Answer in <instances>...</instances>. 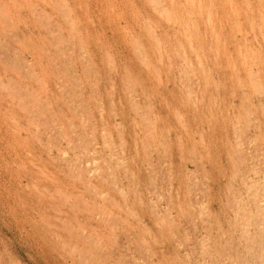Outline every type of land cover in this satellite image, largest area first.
Returning <instances> with one entry per match:
<instances>
[{"label": "rangeland", "instance_id": "1", "mask_svg": "<svg viewBox=\"0 0 264 264\" xmlns=\"http://www.w3.org/2000/svg\"><path fill=\"white\" fill-rule=\"evenodd\" d=\"M29 1H31L30 4ZM55 1L54 0L53 1L52 0H15V1L0 0V15H1L0 31H2L0 32V59H1L0 60V76H1L0 77V264H100V263L129 264L132 260L134 262V263L131 262L132 264H147V263L150 264L149 263L150 262L149 258H151L150 255H152V253L155 252L160 253L159 255L164 257L165 259L163 261L162 260L158 261V260H152L151 258V260L153 261L151 262L152 264H178V263L196 264V261H198V264L201 263L207 264L205 263L206 261L211 262L214 259V255L213 256L209 255L211 251L214 252V248L212 247L211 240L209 243L210 245L207 242V246L209 245L208 249L210 250L209 253L207 255L198 254L200 252L198 250L199 249L198 243L200 242L201 239L203 240V238H201V236L198 234L200 232L199 231L200 228L198 229L197 227L196 230L198 232L194 231V233L192 231L194 228L191 229L192 228L191 226L190 227L187 226L185 233L184 230H182L180 234V238L183 237L181 238L182 241L180 242L179 238L176 239V242L174 241L176 248L181 253V256L178 257L174 253L166 251L167 245L165 243L166 238H164L165 233L163 230L159 228L155 230L150 229L149 227H147V225H144L139 221L138 219L139 213L137 209H133V210H127V209L120 210L118 208L112 209L114 211V214L116 215L120 214L119 218L120 219L122 218V221H119L120 224L124 222V224L126 225L124 227L123 226L124 224L120 225L119 223H117L116 224L118 226L117 228L118 229L121 228L118 230L116 226H114L115 225L114 224L112 226V231H113V236H112V232H110L111 229H109L111 228V226L108 225L110 226L108 227L106 224L104 225L103 223H101V220H99L100 221L99 223L97 219L101 210L97 209V211L95 212V216L94 214H92L94 218L91 216V213H89L90 208H87L86 206V203L88 205H91L90 200L88 199L89 198L88 193L86 191L83 192L82 188L80 189L76 188L74 186L73 179L65 177L66 176L65 173L67 169L64 167L63 163L61 162L62 156L60 152H57L59 151L58 150L59 142L55 139V137L57 138V135L55 136L53 134H50V137L52 136L51 139H49V137H47L46 135H42L40 137L42 138L43 141L40 143L37 142L38 140H36V138L38 139V137L35 138V135L36 136L38 135L35 132L32 135L33 131L31 132V129L34 128L27 124L30 121V118L27 117L26 110L25 111L22 110L23 107L20 109L22 104H29V101L28 99L27 100L23 98L21 99L20 98L21 96L18 95L21 94L22 97H24L23 96L25 94L24 92L27 91L26 87H28L29 90L37 92L38 96L45 97L44 92L47 90L46 87L49 86L48 79H50L52 82V79L56 78L55 77L56 73H53L55 75L54 76L51 73V69H50L53 63L52 65L49 63H51L52 61L54 62V64L58 65L59 67L61 66L64 69L65 67L71 68L72 65L75 64V60L73 61V57L77 59V57H79L78 55L80 54L81 57L83 58L81 51L82 48L79 47L82 46L81 42H79V40L81 41V37H82L80 35H83L84 37H86L87 44L91 45L92 50H94L95 53H97L95 60V62L97 63H95V65L97 66L98 69H101V71L103 70L101 72L102 77L104 78V81H102V85H106V87L102 86V90L104 93L108 92L107 93L108 99L114 96L115 107L118 111H125V113L127 114L128 122L127 125H125L127 128V132L129 133L128 130L129 127L130 128L134 127L132 130L133 134L134 131H137L140 136V139L141 138L143 139L140 140L141 151L144 145L147 146L148 144L147 140L148 142H150V144L153 143L151 142L152 140L150 138L151 134L149 133L151 129H149L148 131L147 128H149V126L152 127L153 120L156 117L160 116L161 117L160 122L162 121L161 128L164 130L166 135L169 137L168 134L170 131V133H174V135L176 136L179 135L178 137L181 138L180 142L183 140L185 144H188L187 153L185 154V157L189 158L190 157L189 152L193 151L194 152V153L192 152L193 156L194 157L196 156V158L199 160V156H201L202 153H205L209 149H212L213 150L212 157L216 162V169H218L219 167L224 168L225 167L224 163H221V160H219V156L216 153V149L218 148L219 145L226 143V140H224L223 130L226 128L225 125H226L227 117L231 115V110L234 105L233 101L235 100V103L238 106L240 105L242 96L245 95L247 99L246 98L244 99L246 100V103L248 105L247 108L251 111V113L255 112V106H257L258 103L264 101L263 98L264 96L262 95V93L260 95L257 94L258 92H261V90H258L257 88L258 92H256L255 86L250 85L248 79L246 78L245 73L243 72L244 71L243 56H245V53L243 50V42L241 39L240 28L242 27V22H243L245 1L244 0H160V1L151 0L152 1L151 2L150 0H58L57 3ZM53 2L56 4H60L59 2H62L64 3L63 5L67 4V6H65L67 7L66 10L70 11L72 9L73 11L74 10L77 11L76 14L77 17L74 13L73 15H75L74 19L79 20V22L77 21V25L79 27L77 29H81V31H79V34L77 30L76 31L73 30L69 33V30H71V28L65 26L64 32L67 39L65 38L63 40L60 38L59 40V36H57L58 32H56L59 30V28L57 27L58 23L66 25L65 22L67 21L65 19V13L63 14V10L58 7L60 10L59 13L58 9L55 8L56 5ZM52 4H54L55 6ZM50 5L52 7L54 6L55 9L54 10L50 9L52 8ZM43 8L50 11V14L52 15L49 24L46 21V19L47 20L49 19L47 15H44ZM19 9L23 11L22 14H19L20 11ZM4 13L6 14L4 15ZM34 16H38V18ZM61 16L63 17V19ZM39 18L42 20V22L40 21ZM6 20L7 22L5 23ZM54 20L56 25L54 24ZM40 23L44 27L47 26L48 28L46 27L45 30ZM15 24L19 26V29L17 25L14 27ZM51 29L53 30L51 31ZM49 30L51 31L50 35H48L49 33L47 34ZM3 31L5 35L2 34ZM71 33L74 35V37H71L72 35ZM52 34H55V37H53ZM153 34H155L156 36ZM23 35L25 37H23ZM78 36L80 39L78 38ZM17 37H19L20 40L17 39ZM29 37L32 39V41H30L31 39ZM43 37H47V38H43ZM56 37L58 38V40ZM16 41H18L19 44ZM61 41H63V43ZM54 42H56L57 44L59 43L61 45L58 44V46H56L57 44H55ZM189 42L191 43L189 44ZM43 43L45 44L43 45ZM65 43H67L68 46ZM53 44L54 47L56 46L57 48L56 47L54 48ZM62 44H64V47H66V49L68 50H64L65 48L63 47ZM69 44H71L73 47ZM131 44L134 46H132ZM139 44H141L140 46H142L141 47L142 49L140 48ZM13 47L15 51L12 50ZM134 47H136V49L138 47V50H136ZM59 48L60 51H56L57 49L59 50ZM71 48H73V51ZM16 49L19 52L16 51ZM66 51H68L69 54H67ZM72 53L73 55L71 56ZM107 53L110 55H107ZM32 55H34L36 58L34 59ZM106 55L110 56L108 57L110 60L106 58L107 57ZM138 55L140 57H138ZM1 56L9 57L8 61L5 62ZM66 56L67 57L70 56L68 58L71 59L70 60L68 59L69 61L66 60L65 63L64 60ZM59 57H61L62 59H60ZM24 58H26L27 62L29 61V64L31 65L33 64V66H37V72H35L34 77L37 76V77H41V79L43 78L42 83L44 85L46 81L47 85L44 87L41 85L42 89L39 83L42 80L37 82L38 80L35 81L33 79H30L29 75H31L30 72L32 70L30 69L29 71L28 68L22 66L24 65L23 61H25L23 60ZM10 59L11 60L13 59L12 62L14 61L15 63L13 62L14 64L11 65L12 62ZM50 59L51 61L49 62ZM78 59L79 62H81V60H86L87 58L84 57L83 59H81L79 57ZM9 60H10V64H9ZM147 60L148 62L146 63L145 61ZM183 60H186V62H184ZM19 61L21 62V64L19 63L16 65V63ZM62 61L64 62V65H62ZM113 61L115 63H113ZM108 62H111V64L112 63L113 64L111 65ZM68 64L71 66H69ZM10 65L12 67L15 65L18 68H20V71L22 70L21 74L18 68L17 69L19 73L15 72L17 70H15L14 68L12 70L10 68L11 67ZM188 66L190 69H188ZM114 67L121 68L123 75H125V79L126 77H129L127 78V80H131L130 81L131 86H129L130 84H128L129 81L127 83L126 80H124L122 84L119 85L118 89L120 90L119 93L122 98L119 97V94L113 95L112 93L113 89H111L112 87L110 86L111 84L108 76L109 74L110 75L112 74V70ZM42 69L43 70L45 69L46 71H43ZM185 69L187 70L185 71ZM191 69H193L195 72L193 70L191 71ZM66 70L68 71L70 69H66ZM108 71L110 72L109 74ZM187 71L189 75L186 78H184V75H187ZM25 74L26 75L29 74V75L26 76ZM45 75H47V77ZM154 76L156 78H154ZM31 78H33V74L31 75ZM185 79L189 82L191 79V83H188L187 81H185ZM197 80H198V84L196 83ZM181 81H183V84L181 83ZM123 83L125 85H123ZM242 84H243L242 86L243 88L241 87ZM197 85H199V87ZM126 86L127 88L129 87V89L132 87V89L129 90V92L132 93V94L129 93V96H131L129 100H128L129 97L128 91H127L128 89L125 88ZM186 86L188 87L186 88ZM190 86L192 89L190 88ZM30 87L32 88L35 87V90ZM140 87L146 91V95H144L141 102H139L138 107H140L141 109L143 108L142 110L140 108L138 109L139 114L140 116L144 115L143 116L144 118L145 115L149 116L148 113H150V117L152 120L149 117L148 118L152 122L151 125L148 123L149 120L147 119V116L145 118L146 123L145 122L141 123V121L143 120L145 121V119L142 118L141 120L139 118L140 117L139 115L138 116L136 114L134 115L136 111L134 113L132 111V108L133 110L135 108V106L133 107L134 104L132 102V100L135 97L133 95L137 91H141ZM216 87L218 88L219 92L216 91L217 90ZM10 88H12V90ZM104 89H106L107 92H105L106 90ZM19 90L23 92L20 93ZM123 90L125 92H123ZM134 90H136V92ZM193 91L194 93L196 92V95L194 93L190 95V93H192ZM258 95L261 97H258ZM12 97L14 98V100ZM15 97L17 99H15ZM259 98L261 100L260 102H259ZM192 100L194 103L192 102ZM249 101L251 102V105L252 102L254 103V105H252L253 107L250 105ZM143 102L145 106L149 105L148 106L149 108L147 107L145 108ZM158 108L160 111L158 110ZM220 111H222L223 113L221 112L222 113L221 114ZM153 112L154 114H152ZM42 120H38V122H41V125H42ZM132 120H136L135 124L137 125L139 124V122L142 124V125L139 124L137 126L139 129L136 127V125H134V122ZM250 120H251L250 122H252L250 123V125H252L253 121L251 118ZM186 122H188V125L190 126H188ZM211 122L212 125L210 124ZM183 123L186 124L188 128H185L186 126L184 127ZM143 124L144 125L146 124V126H143ZM28 126H29L28 128L29 133L25 132ZM40 127L41 128L39 129L40 131H42L43 126ZM116 127L119 128L117 129ZM145 128L147 131H145ZM248 128L246 130V132L248 133V134L246 133L248 137H250V135L251 136L254 135L257 138L258 133L255 132L253 126L252 127L249 126ZM140 129H141V133L139 131ZM116 130L121 133V130H123V128L121 127V125H118L116 122L110 123L109 131H111V134H113L112 138L114 141L111 150L114 153L115 152L119 153L121 148V141L119 140L120 133H118L119 134L118 135L116 133L117 132ZM185 131L187 133H185ZM145 133L147 137L146 140L145 137L143 136L145 135ZM246 134L245 136L247 138ZM253 138H251L250 140L249 138H247L246 139L247 143L250 146L252 145V147L257 145L259 147V145H261L260 144L261 139L259 135H258L259 139L257 138V141H255L256 138L255 139ZM141 141L144 142L143 145L141 144L143 143ZM163 141L165 143V139ZM163 141H161L160 144H156L161 152H163L161 148L164 149L165 147L166 150L168 149L166 148L167 145L165 146L162 143ZM178 141L179 139L177 140L174 146L175 149L178 148L177 147ZM252 141L254 142V144H251ZM119 142H120V147H119ZM256 142L259 144H257ZM46 144L47 145L51 144V145L49 147V145L47 146ZM161 145L163 147H161ZM204 147L206 148L204 149ZM51 149L52 151L49 152V150ZM165 149H164L165 154L164 153L162 154L164 155L163 159L168 154V150L165 151ZM66 151L69 154V151L68 150ZM141 155H143V152L141 153ZM165 158L167 159V157ZM162 160L160 165H164L163 163L166 162ZM162 170L158 171V174H160L161 176L163 175L164 181L161 179V176H158V178L162 180L161 181L162 184L160 183V180L158 182L162 185L160 186H161V190L163 191L166 190V188L163 185H166L164 183L167 181L166 178L167 171L166 168ZM224 171L225 174L227 173V176L230 175L226 167L224 168ZM196 173L197 176L195 173H192L193 175L191 177L192 179L194 177L196 181V187L199 189L200 186V189H202L203 186L207 185L206 183L207 181L205 180L204 182L203 181L204 178H203V180H201L203 182L200 181L199 183L202 184L203 186L199 185L197 180L202 179V176L200 175L201 177H199L198 175L199 173L197 171ZM33 179H35V182ZM222 179L224 183H226L225 182L226 177H223ZM192 181L195 183L194 180ZM57 184H59L60 186ZM132 187L134 191L137 192V190H135V187L134 186ZM44 189L47 191H45ZM133 189L131 188V193H130L132 199H134L138 195L137 193L136 196H133L134 195L133 193L134 191H132ZM200 189L199 192L196 191V196L201 194V192L204 190L203 189L201 191ZM38 190L41 191L42 194L41 192H38ZM227 190L228 189L223 188L220 194L224 196L226 193L229 192V190L228 192ZM78 192H80V194ZM82 192L85 194V196L82 195ZM165 192H167V190ZM63 194L67 196L69 195V197L67 196L64 197ZM63 198L64 199L67 198L66 201H64L66 203H62ZM85 199L88 200L85 201ZM137 199H139V197ZM197 205L199 206L200 203L199 204L196 203V207ZM109 208L112 207L109 206ZM198 208L199 207H197V210L200 211V209ZM126 211L134 212V214L131 213V215L134 218H131L132 216L129 217V214ZM97 213L98 215H96ZM206 214H203V217L204 219L207 218L206 220H209L210 214L208 215ZM109 216L110 215L108 214L107 217L109 218ZM126 219H128L127 223L130 224L131 230L127 228V226L129 227V225L125 223ZM62 220L65 225L63 223L61 224ZM136 221H138V223ZM68 222L71 226L67 224ZM197 224H196L197 226H201L200 221L197 222ZM77 225L79 226V229L81 231L77 229L78 227ZM146 227L148 228V231H146L147 230L145 229ZM114 228H116V230ZM188 228L190 229L189 231ZM116 231H119L117 232L118 234H116ZM149 231L151 234L148 235ZM134 232H135L134 236L138 234L140 236V240H144L145 244H147L146 242H148L147 247L150 248L151 251H149L147 247H143V249L140 248L141 246H139V244L141 242L136 241V239L133 238L134 236H130L132 235L131 233ZM192 233L195 234L196 237L198 236L199 238L198 239L199 241L196 240L197 244L194 242L195 238L190 236L192 235ZM77 234L79 235L84 234L87 236L91 235V239L92 240L94 239V242L95 240L97 242V243L95 242L94 244L98 248L100 247L98 251H96L97 249L95 250L94 247L91 246L90 244L85 243L80 239H77L76 237ZM126 236L128 237L130 236V238ZM116 237L118 238V240H114L117 239ZM154 238L156 239V241ZM191 238H194V241L193 239L189 240ZM133 239L136 242H138L136 243V247H135V242H133L134 241ZM178 242H180L182 245L181 244L178 245L179 244ZM184 242L189 247V249L193 251V253L191 254L193 257H191L190 254H189L190 255L189 258L187 257L190 260L185 258L187 255H185L184 253L186 251L187 246L183 244ZM66 243H69L70 245ZM193 243H195L194 244L195 246L193 245ZM75 245L77 247H75ZM196 246L198 249H196ZM128 247H130V249H128ZM70 249H73L75 254L73 253V250L72 252H70ZM76 249L79 252L82 250L79 256V257L83 256V258H81V261L83 259L85 260L86 258L89 259L88 256L90 255V253H92L93 257H95L96 260L98 261L95 262L96 260H94L92 255H90L89 257H91L93 261H91V258L90 260L86 259L84 262L79 261L77 259L78 256H76L79 255V252H77ZM131 249H133V251ZM88 250L90 253L89 252L85 253ZM118 252L121 253L119 254ZM81 253H83L84 255L83 254L81 255ZM144 254H146V256H144ZM183 254L185 257L183 256ZM208 256L211 257L210 260ZM140 257L142 258V260ZM144 258L146 259L144 260Z\"/></svg>", "mask_w": 264, "mask_h": 264}, {"label": "bare ground", "instance_id": "2", "mask_svg": "<svg viewBox=\"0 0 264 264\" xmlns=\"http://www.w3.org/2000/svg\"><path fill=\"white\" fill-rule=\"evenodd\" d=\"M244 1H245V4H244L243 22H242V27L240 28L241 29V39L243 42V50L245 53V56H243V58H244V68H243L244 71L243 72L245 73L246 78L248 79L250 85L255 86L256 92H258L257 88H258V90H261V92H258L257 94L260 95L262 93V95L264 96V0H244ZM30 2L31 1H29V4H30ZM55 2L57 3L58 0ZM56 3H54V4L57 7L54 4H52V5H54L55 8L58 9L59 13H60L59 8L63 10V14L65 13V19L67 21V22H65L66 25L58 23L57 27L59 28V30L56 32H58V34H59V35L57 34V36H59V40H60V38L63 40L65 38L67 39L65 32H64L65 26H68L71 28V30H69V33L73 30H75V31L77 30V32L79 34V31H81V29H77V28H79L77 25V21L79 22V20L74 19L75 15L77 14V11L76 10L73 11L72 9L70 11H68V10H66L67 7H65V6H67V4L63 5L64 3L59 2L61 4L60 5V4H56ZM54 6L53 7L51 6L52 8H50V9L54 10L55 9ZM43 10H44L43 11L44 15H47V17L49 19V20L46 19V21L49 24L52 15L50 14V11H48L47 9L43 8ZM22 12L23 11L20 10L19 14H22ZM40 13H41V11H40ZM73 13L75 15H73ZM157 13H158V11H157ZM161 13H162V10H161ZM5 14L6 13H4V15ZM72 16H74V17H72ZM0 17H1V15H0ZM34 17L38 18V16H34ZM76 17H77V15H76ZM17 19H18V17H17ZM44 19H45V17H44ZM62 19H63V17H62ZM40 21L42 22L41 19H40ZM240 21H241V19H240ZM6 22H7V20L5 21V23ZM54 24H55V20H54ZM16 25L17 24H15L14 27ZM149 25H150V23H149ZM41 26H43V25L41 24ZM12 27H13V25H12ZM17 27L19 29L18 25H17ZM46 27L47 26H45L44 29ZM27 28H29V27H27ZM3 30H4V28H3ZM27 30H29V29H27ZM52 30L53 29H51V31ZM148 30H149V28H148ZM20 31H21V29H20ZM51 31L49 30V32H47V34L49 33L48 35H50ZM0 32H2V31H0ZM7 32H9V31H7ZM77 32H76V34H77ZM32 33H34V32H32ZM60 33H61V35H60ZM2 34H4V31ZM153 35H155V34H153ZM52 36L55 37V34H52ZM80 36H82V37H81V41L79 40V42H81L83 47L82 46H79V47L82 48V50H81V48H80V50L82 51L83 58L84 57L87 58L86 60H81L83 58L79 54L78 56L81 58L80 59L81 62H79V59H78L79 57H77L78 60L75 59V57H73V61L75 60V64L72 65L71 68L69 67L71 65L68 64L69 68H66L65 67L66 65H65L64 66L65 69H64L61 66L59 67L58 65L54 64V62H52L50 59L49 62L51 61V63H49V64L52 65V63H53L52 67L50 68L51 73L52 74L56 73V76L53 74L56 78L52 79V82L50 79H48L49 86L46 87L47 90L45 92L43 91L45 93V97L38 96L37 92L29 90L28 87H26L27 91H25L26 89L24 90L25 91L24 93L26 94L25 95L23 93L24 97H22L21 94H19L18 96H21L20 97L21 99L22 98L26 99V100L28 99V101H29V104H22V102H21L22 106L21 107L19 106V107H20V109L23 107L22 110H24V111L26 110V112H27L26 115L28 118H30V121L27 124L34 128V129H31V132L33 131L32 135L34 132L38 135V136L35 135V138L38 137V139L36 138V140H38L37 142L40 143L43 141L42 138L40 137L42 135H46L47 137H49V139H51V137H52V136L50 137V134H53L55 136L57 135V138L55 137V139L59 142V144H58V150L59 151H57V152H60V154L62 156V157L60 156L61 162L63 163L64 167L67 169V171L65 173L66 174L65 177L73 179L74 180L73 183H74V186L76 188H79V189L82 188L83 192L86 191L88 193V196H89L88 199L90 200L91 205H88L86 202L85 203H86L87 208H90L89 213H91V216L94 218L95 212L97 211V209H100L101 210V212L99 213L100 217L98 216L99 218L97 217V219H98V221L101 220V223H103L104 225L106 224L107 226L108 225L111 226V228H109V229H111L110 232H112V236H113L112 226L115 224L114 226H116V228H117L118 226L116 224L117 223L120 224L119 221H122V218L121 219L119 218L120 214H117L118 216L116 214H114V211L112 209H114V208H118L120 210L121 209H125V210L126 209L127 210L137 209V211L139 213V218H138L139 221L142 224L147 225V227H149L150 229L155 230V229L159 228V229L163 230L165 233L164 238H166V241H165V243L167 245L166 251L172 252L178 257L181 256V253L176 248L174 241L176 242V239L179 238L180 242H181L182 241L181 238H183V237L180 238V234H181L182 230H184V233H185L187 226H189V227L191 226L192 227L191 229H193V228L195 229V230L194 229L192 230L193 233H194V231L195 232L197 231L196 230L197 227H198V229L199 228L202 229V230L199 229L200 232L198 233L201 236V238H203V240L200 238L201 240L198 243L199 249L196 246V249H198L200 251L198 254L207 255L210 251L208 249V246L210 245L209 244L210 240L212 241V247L214 248V252L211 251L209 253V255L210 256L214 255V259L211 262L209 261L210 263L208 261H206L205 263H207V264H264V101H261L259 98V102L260 101L261 102L258 103L257 106H255V112L251 113V111L247 108L248 105L246 103V100L244 99L246 97H245V95H243L241 102H240V105L237 106L235 103V100H234L233 101L234 105L232 108L233 111L231 110V115H229L228 117L226 115V117H227V121H226V125H225L226 128L223 130L224 140H226V143L219 145L218 148L216 149V153L218 154L219 160H221V163H224V166L228 169V172L230 173V175L227 176V173L225 174V171H224L225 167L224 168L219 167L218 169H216V162L212 157V151H213L212 149H209L205 153H202V154L200 153L201 156H199V160L196 158V156L195 157L193 156V153H194L193 151H192L193 153L189 152V154H190L189 158L185 157V154L187 153L188 144H185V142H183V140L180 142L181 138L178 137L179 135L177 134L178 136H176V135H174V133H170V131H169V134H168L169 137H168L166 135V133L164 132V130L161 128V122L162 121L160 122V120H161L160 116L156 117L155 119L153 118L154 119L153 123L150 121V119H151L150 113H148L147 111L146 112L149 114V116L145 115L144 118H143L144 115L141 114L142 116H140L139 110H138L140 108V107H138L139 102H141L143 96L146 95V91L140 87L141 91L136 92V90H134L136 93L133 95L135 97L132 100V102L134 104L133 107L135 106V108H134V110L132 108V111H133V113L136 111V113H134V115L135 114L137 116L139 115L140 116L139 118L141 120H142V118L145 119L147 116V119L149 120V122H148V120H147V122L150 125L152 123V127L148 125L149 128H147V130L149 131V129H151V131H149V133L151 134L150 135L151 136L150 138L152 139L151 142H153L150 144V142H148V140H147V143L149 145L148 144H147V146L144 145V147L141 151L140 140H143V139L142 138L140 139V136H139L137 131H134V134H133L132 130L134 127L133 128L129 127L128 128L129 133L127 132V128L125 126V125H127V122H128L127 114L125 113V111H118L116 109L114 96H112V98L108 99L107 90L104 89V90H106L105 92H107V93L103 92L102 86L106 87V85H102V81H104V78L102 77L101 72L103 70L101 71V69H98L97 66L95 65V63H97V62H95L97 53H95V51L92 50L91 45L87 44L86 37H84L83 35H80ZM215 36H216V34H215ZM23 37H25V36L23 35ZM71 37H74V35L72 34ZM29 38H28V40H29ZM43 38H47V37H43ZM78 38H79V36H78ZM17 39H19V37H17ZM57 40H58V38H57ZM30 41H32V39ZM16 42H18V41H16ZM21 42H23V41H21ZM49 42H50V40H49ZM61 42L63 43V41H61ZM65 42H66V40H65ZM54 43L57 44L56 42H54ZM156 43H157V41H156ZM190 43L191 42H189V44ZM18 44H19V42H18ZM21 44H23V43H21ZM44 44L45 43H43V45ZM58 44L56 46H58ZM65 44H67V43H65ZM59 45H61V44H59ZM62 45L64 47V44H62ZM69 45H71V44H69ZM140 45L141 44H139V46ZM23 46H25V45H23ZM67 46H68V44H67ZM132 46H134V45H132ZM46 47H47V45H46ZM53 47H54V44H53ZM141 47L142 46H140V48ZM64 48H65L64 50H68V49H66V47H64ZM134 48L136 49V47H134ZM71 49L73 51V48H71ZM135 49H134V51H135ZM12 50L15 51L14 47ZM136 50H138V47ZM16 51H18V50L16 49ZM56 51H60V48H59V50L57 49ZM66 52H67V54H69L68 51H66ZM72 55H73V53L71 54V56ZM107 55H110V54L107 53ZM144 55H146V54H144ZM32 56L34 57V59L36 58L34 55H32ZM183 56H184V54H183ZM48 57H49V55H48ZM66 57L64 60L65 63H66V60L69 61L71 59V58L70 59L68 58L70 56H68L67 58ZM108 57H110V56H107L106 58H108ZM138 57H140V56L138 55ZM180 57H182V56H180ZM2 58L4 59L5 62L8 61V59H9V57H5V56ZM50 58H51V56H50ZM59 58L62 59L61 57H59ZM17 59H18V57H17ZM142 59H144V58H142ZM10 60H9V64H10ZM12 60H11V62H12ZM19 60H21V59H19ZM23 60H25V61H23ZM23 60L22 61H23L24 65H22V66H25V68H28L29 71H30V69L32 70L30 72V74L31 75L33 74V78H31V75L28 74L30 76V79H33L35 81L38 80L37 82L42 80L39 82L41 89H42V86L43 87L46 86L47 85L46 81H45V85L42 83L43 78L41 79V77H37V76L34 77L35 72H37V66H33V64L32 65L29 64V61L27 62L26 58H24ZM140 60H141V58H140ZM145 60H146V57H145ZM82 61H84V62H82ZM183 61L186 62V60H183ZM13 62L11 63V65L15 63V62L14 63ZM64 62L62 61V65H64ZM86 62H88V63H86ZM145 62L147 63L148 60ZM19 63L21 64V62L19 61L16 63V65ZM30 63H31V61H30ZM37 63H39V62H37ZM108 63L111 64V62H108ZM113 63H115V62L113 61ZM146 63H145V65H146ZM110 64H108V65H110ZM143 64H144V62H143ZM151 65H152V63H151ZM22 66H21V68H22ZM114 66H116V65H114ZM10 68L12 70L14 68L15 70H17V71H15V70L14 71L18 72V73L20 71V68H18L15 65L13 67L11 66ZM17 68L19 69V71ZM66 69H70L71 71L70 70L67 71ZM154 69H153V71H154ZM188 69H190L189 66H188ZM193 69H194V67H193ZM193 69H191V71ZM40 70H41V68H40ZM186 70L187 69H185V71ZM21 71H20V74H21ZM43 71H46V70L44 69ZM183 71H184V69H183ZM127 72H128V70H127ZM182 72H180V73H182ZM93 73H94V75H93ZM109 73L110 72L108 71V74ZM178 73H179V71H178ZM45 74H47V73H45ZM108 74H107V76H108ZM183 74H186V73H183ZM28 75H26V76H28ZM111 75L109 74L108 78H109V81L111 84L110 86L112 87L111 89H113L112 93H113V95L119 94V97L122 98L120 93H119L120 90L118 89L119 85L122 84V82L124 80H126L127 83L129 81L128 84H130L131 80H127V78H129V77H126V79H125V75H123L121 68L114 67ZM188 75H189V73L187 71V75H184V78H186ZM203 75H204V73H203ZM45 76L47 77V75H45ZM179 76H180V74H179ZM154 78H156V77L154 76ZM189 78H190V76H189ZM185 81H187V80L185 79ZM187 82L191 83V79H190V82L189 81H187ZM124 83H123V85H125ZM181 83L183 84V81H181ZM196 83L198 84V80ZM107 84H109V83H107ZM17 86H16V88H17ZM129 86H131V84ZM197 86L199 87V85H197ZM219 86H220V84H219ZM242 86H243V84L241 85V87ZM187 87L188 86H186V88ZM30 88H32V87H30ZM125 88H127V86ZM190 88H191V86H190ZM10 89L12 90V88H10ZM32 89L35 90V87H33ZM127 89L126 90L128 91V96H129V93H131V92H129V90L132 89V87L130 89L128 87ZM191 89H188V90H191ZM19 91H20V93L23 92V91L21 92V90H19ZM216 91L219 92L218 88ZM16 92H18V91H16ZM123 92H125V91L123 90ZM193 93H194V91L192 93H190V95ZM110 94H111V92H110ZM194 94L196 95V92ZM259 95H258V97H261ZM254 96H256V95H254ZM129 98H131V96L128 97V100H129ZM15 99H17V98L15 97ZM13 100H14V98H13ZM192 102H193V100H192ZM128 104H129V102H128ZM143 104H144V102H143ZM161 105H162V103H161ZM250 105H251V102H250ZM252 105H254L253 102H252ZM144 106H145V104H144ZM148 106L146 105L145 108L146 107L149 108ZM158 110H159V108H158ZM221 112L222 111H220V113ZM143 113H145V112H143ZM178 113H179V111H178ZM152 114H154V112ZM176 114H177V112H176ZM20 118H21V116H20ZM222 118H223V116H222ZM250 118L253 121L252 125H250V123H252V122H250L251 121ZM42 119H44V120H42ZM132 119H135V118H132ZM178 119H180V118H178ZM38 120H42V125H41V122H38ZM132 121L134 122V125H136V127L139 124L142 125L141 124L142 122L146 123V119H145V121L144 120L141 121V123L139 122L138 125L135 124L136 120H132ZM112 122H116L118 125H121V127L123 128V130H121V133L116 130L117 134L120 133V136H119L120 139L119 140L121 141L120 152L119 153L115 152L116 154L111 150V147H112L114 141L112 138L113 134H111V131H109V124ZM186 124L188 125V122H186ZM186 124H184V127L186 126L185 128H188ZM210 124L212 125V122ZM214 124H215V122H214ZM29 126L27 127V130L25 132L29 133V130H28ZM40 126H43L42 131H40V129H39V128H41ZM143 126H146V124L145 125L143 124ZM188 126H190V125H188ZM249 126H251V127L253 126L255 132L258 133V135L261 139V143H260L261 145H259V147H258V145L252 147V145L250 146L247 143L246 139L249 138V140H250L254 136V135H252V136L250 135L251 138L248 137V135H247L248 133L246 132V130ZM147 130L145 128V131H147ZM139 131L141 133V129ZM167 131H168V129H167ZM249 131H251V130H249ZM185 133H187V132L185 131ZM245 134L247 135V138H246ZM258 135H257V138H258ZM143 136L145 137V140H146V138H147L146 133ZM200 136H201V134H200ZM141 137H142V134H141ZM255 138L256 137L254 136L253 139H255ZM257 138L255 141H257ZM164 139H165V143L163 141ZM178 139H179V141L177 143L178 148H176L177 149L176 150L174 146H175ZM161 141H163L162 143L165 146L167 145L166 148H168L167 149L168 154L165 156V157H167V159L165 157L163 159L164 155H162L164 153L165 147H164V149L161 148L163 150V152H161L160 149L156 145V144H160ZM253 141L251 144H254L255 141L254 142ZM45 142H47V141H45ZM141 142H143V141H141ZM201 142H202V140H201ZM141 144L143 145L144 142ZM257 144H259V143H257ZM50 145H49V147H50ZM44 146H45V144H44ZM119 147H120V142H119ZM161 147H163V146L161 145ZM205 148L206 147H204V149ZM66 150L69 151V154ZM113 150H114V148H113ZM167 150L165 149V151H167ZM50 151H52V149L49 150V152ZM142 152H143V155H141ZM191 157H193V158H191ZM58 158H59V156H58ZM54 159H56V158H54ZM162 159L164 161H166L165 162L166 165H165V163H163L164 165H160ZM158 160H159V162H158ZM222 166H223V164H222ZM160 167L162 169L166 168V171H167V173H166L167 174V177H166L167 181L165 180L166 182L164 183L166 185H163L166 188L167 192H165L166 190H163V191L161 190V186H162L161 181L162 180L164 181V179H163V175L161 176L160 174H158V171L162 170ZM192 167H193V169H192ZM119 168H121V169H119ZM196 171L199 173L198 174L199 177L202 176V179H200V178H199L200 180L196 179L198 184L200 183L201 180H203V178H204V180H203L204 182H205V180L207 181L206 186L199 184V185L203 186V188L201 187L202 189H200V186H199V189L201 191L204 189L201 192V194H199L200 196L199 195L196 196V191L199 192V189L196 187V181H195L194 177H193V179L191 177L193 175L192 173H195L197 176ZM164 174H165V171H164ZM158 176H161L162 180H160L158 178ZM164 177H165V175H164ZM223 177H226V181H225L226 183H224V181L222 179ZM191 179L194 180L195 183ZM33 180L35 182V179H33ZM159 180H160L161 184L158 182ZM203 181H201V182H203ZM57 185H59V184H57ZM132 186L135 187V190H137V192L134 191ZM33 188H34V186H33ZM35 188H36V186H35ZM131 188L133 189L132 191H134L133 196H136L138 193V195L134 199H132L130 196ZM196 188H197V190H196ZM223 188L228 189L229 192H228V190H227V192L229 194L226 193L224 196L221 195L220 193H221ZM45 191H47V190H45ZM38 192H41V191L38 190ZM83 192H82V195L85 196V194ZM78 193L80 194V192H78ZM41 194H42V192H41ZM63 195H64V197L67 196L65 194H63ZM67 197H69V195ZM138 197H139V199H137ZM66 199L67 198H65V199L63 198L62 203H66V202H64V201H66ZM87 200L85 199V201H87ZM196 203L197 204L200 203L199 206L197 205V207H199L198 209H200V211L197 210ZM109 206H111L112 208H109ZM69 209H70V207H69ZM83 210H86V209H83ZM100 210H98V211H100ZM87 211H88V209H87ZM129 212L130 211L127 212L129 214V217L132 216L131 213L134 214V212H132V211L130 213ZM107 213L110 215L109 218L107 217L108 216ZM92 214H94V216ZM203 214H206V215L210 214V217H209L210 219L209 220H206L207 218L204 219ZM96 215H98V213ZM135 215H137V214H135ZM72 218H73V216H72ZM131 218H134V217L132 216ZM75 219H76V217H75ZM89 219H90V217H89ZM63 220H62L61 224L63 223ZM73 220H74V218H73ZM127 220L128 219H126L125 223H127ZM199 221L201 223V226H197L198 225L197 222H199ZM75 222H76V220H75ZM136 222L138 223V221H136ZM84 223H85V221H84ZM99 223H100V221H99ZM67 224H69V222ZM122 224H124V222H122L120 225H122ZM127 225H129V227L127 226V228H129L131 230L130 224L127 223ZM69 226H71V225L69 224ZM110 226H108V227H110ZM123 226L125 227L126 225L124 224ZM65 227H64V229H65ZM147 227L145 228V229H147L146 231H148ZM116 228H114V229L116 230ZM77 229L80 230L79 226L77 227ZM119 229H121V228H119ZM126 230H128V229H126ZM189 230L190 229L188 228V231ZM117 232H119V231H116V234H118ZM142 232H143V230H142ZM193 233L190 236L194 237L195 241H194V238H191L189 240L193 239V241L197 244V241H199L198 240L199 238H198V236L196 237V235ZM131 234L132 235H130V236H134L135 232L131 233ZM149 234H151L150 231L148 232V235ZM193 235H195V236H193ZM130 236L129 237L126 236V237L130 238ZM188 236H189V234H188ZM76 237H77V239H80V240L84 241L85 243H88L91 246H93L95 250L97 249L96 251H98V249L100 248V247L98 248L94 244L96 242V240L94 242V239L93 240L91 239V235L87 236L84 234H82V235L77 234ZM92 238H93V235H92ZM133 238H135L136 241L141 242L139 244V246H141L140 247L141 249H143V247H147L148 242H146L147 244H145L144 240H140V236L138 234H136ZM114 240H118V238L114 239ZM114 240H113V242H114ZM136 241L135 240L133 241V242H135V247H136V243H138ZM155 241H156V239H155ZM180 242H178L179 243L178 245L181 244ZM187 242H188V239H187ZM207 242L209 244L208 246H207ZM128 243H130V242H128ZM195 243H193V245ZM66 244H69V243H66ZM183 244H185V242ZM186 246H185V248H186ZM75 247H77V246L75 245ZM130 247H128V249H130ZM179 248H181V247H179ZM147 249L149 251H151L150 248L147 247ZM72 250L73 249H70V252H72ZM79 250H80V248H79ZM118 250H119V247H118ZM131 250L133 251V249H131ZM195 251H197V250H195ZM77 252H79V251L77 250ZM80 252H82V250ZM80 252H79V255H76V256H78L77 259L79 261H81V258H83V256L79 257ZM88 252H89V250L85 253H88ZM103 252H105V251H103ZM73 253H74V250H73ZM149 253H151V252H149ZM192 253H193V251L190 250L189 247L187 246L186 251L184 253L187 256L185 257L184 254H183V256L185 258H187V257L189 258V256ZM82 254L83 253H81V255ZM159 254L160 253L155 252V253H152V255H150V254L149 255L151 256L152 260H158V261L162 260L163 261L165 258L160 256ZM90 255H92V253H90ZM201 255H199V256H201ZM89 256H88L89 259L86 258L87 260H90L91 257H89ZM104 256H106V255H104ZM144 256H146V254H144ZM92 257H93V255H92ZM191 257H193V256L191 255ZM93 258H94V260H96L95 257H93ZM151 258H149L150 262L148 261L150 264H152L151 262H153L151 260ZM208 258H209V260L211 259V257H209V256H208ZM145 259L146 258H144V260ZM85 260L83 259L82 261L84 262ZM141 260H142V258H141ZM188 260H190V259H188ZM196 260H197V258H196ZM91 261H93L92 258H91ZM97 261L98 260H96L95 262H97ZM102 262H103V260H102ZM131 262H133V260ZM98 263H100V262H98ZM196 264H198V261H196Z\"/></svg>", "mask_w": 264, "mask_h": 264}]
</instances>
